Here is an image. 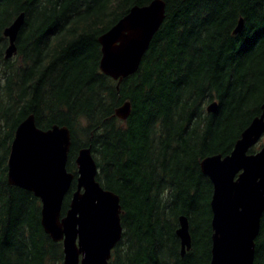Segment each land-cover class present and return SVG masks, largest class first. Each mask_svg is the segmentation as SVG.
I'll return each mask as SVG.
<instances>
[{"label": "trees", "instance_id": "16d2710c", "mask_svg": "<svg viewBox=\"0 0 264 264\" xmlns=\"http://www.w3.org/2000/svg\"><path fill=\"white\" fill-rule=\"evenodd\" d=\"M151 1L0 0V264L63 260L61 244L41 229L38 200L7 183L10 144L29 116L39 130H68L73 176L76 152L89 148L96 183L117 196L121 237L108 264H209L211 185L199 163L228 156L261 114L264 0H160L164 19L138 71L117 84L99 72L97 40ZM20 14L5 60L2 32ZM126 102L120 122L114 111ZM180 217L190 240L183 256ZM252 264H264V212Z\"/></svg>", "mask_w": 264, "mask_h": 264}, {"label": "water", "instance_id": "95a60500", "mask_svg": "<svg viewBox=\"0 0 264 264\" xmlns=\"http://www.w3.org/2000/svg\"><path fill=\"white\" fill-rule=\"evenodd\" d=\"M164 19V4L153 0L147 6L133 7L113 28L97 40L101 75L117 84L139 68L153 36ZM18 15L5 28L4 59L15 53L14 43L22 25ZM239 20L232 34L241 32ZM216 104L206 108L213 114ZM261 114L240 134L228 156H212L199 163V171L211 185L209 202V264H252L254 241L264 212V146L247 152L264 135V103ZM130 113L123 103L114 111L124 122ZM70 148L68 130L52 126L46 131L27 117L15 130L7 159L8 185L32 194L40 204V226L45 235L62 247V264H108L110 253L121 237L119 200L95 181L96 165L89 148L76 152L75 177L66 171ZM67 210L60 217L61 204L71 185ZM187 221L178 219L175 232L180 256L189 249Z\"/></svg>", "mask_w": 264, "mask_h": 264}, {"label": "rangeland", "instance_id": "374dc122", "mask_svg": "<svg viewBox=\"0 0 264 264\" xmlns=\"http://www.w3.org/2000/svg\"><path fill=\"white\" fill-rule=\"evenodd\" d=\"M264 146V136L258 141V143L253 147V150L256 152L260 147ZM73 172H75V166L73 165Z\"/></svg>", "mask_w": 264, "mask_h": 264}, {"label": "bare ground", "instance_id": "6f19581e", "mask_svg": "<svg viewBox=\"0 0 264 264\" xmlns=\"http://www.w3.org/2000/svg\"><path fill=\"white\" fill-rule=\"evenodd\" d=\"M132 8H133V7H132ZM124 17H125V16H124ZM120 20H121V19H120ZM120 20H119V21H120ZM119 21H118V22H119ZM118 22H117V23H118ZM162 22H163V21H162ZM117 23H116V24H117ZM11 24H12V23H11ZM11 24H10V25H11ZM22 24H23V22H22ZM116 24H115V25H116ZM161 24H162V23H161ZM10 25H9V26H10ZM115 25H114V26H115ZM9 26H8V27H9ZM21 26H22V25H21ZM114 26H113V27H114ZM160 26H161V25H160ZM113 27H111V28H113ZM20 28H21V27H20ZM111 28H110V29H111ZM159 28H160V27H159ZM110 29H109V30H110ZM19 30H20V29H19ZM109 30H108V31H109ZM108 31H107V32H108ZM18 32H19V31H18ZM105 33H106V32H105ZM105 33H104V34H105ZM17 34H18V33H17ZM102 35H103V34H102ZM102 35H101V36H102ZM143 56H144V55H143ZM143 56H142V58H143ZM142 58H141V61H142ZM141 61H140V63H141ZM137 71H138V70H137ZM133 75H134V74H133ZM22 122H23V121H22ZM81 149H84V148H81ZM91 156H92V155H91ZM92 159H93V158H92ZM93 161H94V160H93ZM94 163H95V162H94ZM96 171H97V168H96ZM96 174H97V173H96ZM260 219H261V218H260ZM189 245H190V244H189Z\"/></svg>", "mask_w": 264, "mask_h": 264}]
</instances>
